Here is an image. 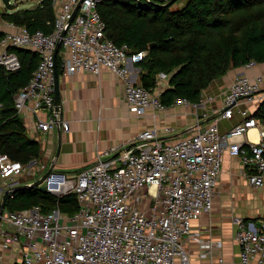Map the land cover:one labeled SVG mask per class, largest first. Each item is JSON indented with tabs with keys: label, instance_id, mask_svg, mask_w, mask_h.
I'll list each match as a JSON object with an SVG mask.
<instances>
[{
	"label": "built area",
	"instance_id": "1",
	"mask_svg": "<svg viewBox=\"0 0 264 264\" xmlns=\"http://www.w3.org/2000/svg\"><path fill=\"white\" fill-rule=\"evenodd\" d=\"M102 1L106 0H52L55 20L51 33H31L11 24L15 31L0 36V67L5 71L20 68L11 48L39 56L29 82L14 96V108L18 116L29 114L31 126L41 133L57 125L68 130L67 122L60 121L54 111L57 55L63 76H97L101 70H109L123 83L124 99L136 116L166 108L160 100L163 87L159 83L165 75L159 74V87L150 89L133 81L128 64H140L146 52H131L128 46H117L106 38L105 24L97 11ZM134 1L165 5L171 0ZM257 65L251 61L242 68L250 70ZM212 99L202 93L199 103ZM255 100H264L263 77L240 74L224 93L221 108L210 112L208 123L202 125L196 115L188 136L163 143L157 130L150 128L124 150L113 149L115 158H108L111 154L107 152L97 154L94 164L74 175L52 170L41 184L45 192L56 198L74 194L78 211L72 216L63 215L58 208L42 213L37 206L4 211L0 226L9 230L0 228V252L16 249L17 256L5 261L0 254V264H190L183 239L191 234L201 213L212 209L224 152L240 160L251 187L264 186V126L260 127L247 109L238 110L241 121L228 131L221 133L218 124L230 120L241 102ZM199 103L184 98L173 102L194 108ZM255 128L258 142L247 138ZM164 131L170 132V128ZM46 168L41 160L22 164L0 155L4 186L8 180L25 176L40 178ZM233 222L240 263L264 264V218L246 221L235 217ZM212 246L220 247L221 241L209 242L207 253Z\"/></svg>",
	"mask_w": 264,
	"mask_h": 264
},
{
	"label": "trees",
	"instance_id": "2",
	"mask_svg": "<svg viewBox=\"0 0 264 264\" xmlns=\"http://www.w3.org/2000/svg\"><path fill=\"white\" fill-rule=\"evenodd\" d=\"M8 6L11 0H1ZM156 1L106 0L97 6L105 24V36L131 52L145 51L140 63V84L150 89L155 76H168V87L160 100L169 107L177 98L198 103L200 95L214 80L229 70L254 61L264 63V0H184L172 9ZM9 9V8H7ZM0 19L28 31L53 30L52 0H41L34 10L8 13ZM1 36V33H0ZM20 63L15 72L0 67V155L27 164L40 160V145L29 138L23 121L16 115L14 96L30 80L38 56L29 50L11 48ZM60 73V58L56 57ZM252 116L264 126V100ZM34 206L42 213L58 208L63 215L78 211L74 194L56 198L39 187L17 190L8 197L6 212Z\"/></svg>",
	"mask_w": 264,
	"mask_h": 264
},
{
	"label": "crops",
	"instance_id": "3",
	"mask_svg": "<svg viewBox=\"0 0 264 264\" xmlns=\"http://www.w3.org/2000/svg\"><path fill=\"white\" fill-rule=\"evenodd\" d=\"M21 1L23 3L18 7L8 9L7 12L34 10L41 0ZM176 7L173 6L172 9ZM11 24L13 23L0 19L1 35L15 31ZM128 68L133 81L140 83L143 72L141 65L129 63ZM240 74H245L249 78L263 77L264 89V63L250 70L240 67L229 70L203 90L201 92L203 96H211L213 99L204 105H201L199 100L198 108L190 104L181 106L172 104L162 112L148 110L144 116H136L124 99L123 83L109 70L103 69L97 76L89 73L63 76L58 73L61 100L58 117L60 121L67 122L68 130L64 131L57 125L49 132L41 133L31 126L32 118L29 114L22 113L18 117L23 121L29 138L39 143L40 160L46 165V170L52 167V170L74 175L94 164L97 154L107 152L111 154L108 158H115L112 150L116 149L119 152L124 150L143 130L156 129L159 140L163 143H173L188 136L196 115L199 116L202 125L208 123L210 112L221 108L224 93L234 78ZM157 79L159 82V74L155 76L153 88L159 87ZM168 79V76H164L159 82L163 90L168 87ZM260 103V100L241 102L230 120L219 121L220 132L228 131L241 121L238 110L247 109L253 114ZM165 128H170V132H165ZM247 138L258 142L257 129H251ZM245 171L238 158L224 152L221 172L214 188L212 209L201 213L199 219L192 224L191 234L183 239L190 264H241L240 248L234 241L233 220L235 217H241L246 221L264 218V186L259 189L251 187L245 177ZM37 179L23 177L8 180L4 184L21 187ZM6 186L0 181V188H4L3 191L7 190ZM3 228L9 230L6 226ZM212 241H221V246H212L211 252L207 253L206 245ZM16 252V249L2 251L1 257L8 261L17 256ZM219 259H222L221 263Z\"/></svg>",
	"mask_w": 264,
	"mask_h": 264
},
{
	"label": "water",
	"instance_id": "4",
	"mask_svg": "<svg viewBox=\"0 0 264 264\" xmlns=\"http://www.w3.org/2000/svg\"><path fill=\"white\" fill-rule=\"evenodd\" d=\"M175 1L176 0H171L169 3L165 4V6L168 7L172 3H174ZM76 9H75V11H76ZM2 12L3 11L0 8V14ZM74 14H75V12H74ZM62 35H63V33H62ZM58 49H59V45H57V47L55 49V54L58 52ZM60 109H61V100H60V95H59L58 72H57V68L55 66V68H54V111H55L57 116L60 115ZM56 155H58V151H57ZM51 171H52V167H50L40 178H38L36 181H34L31 184L21 186V187H13L9 190L4 191V193L1 197V200H0V219H1V216L3 215L4 210H5L6 201L11 194L15 193L19 189L29 188V187H39L41 190L45 191V188L41 184H42L43 180L48 176V174Z\"/></svg>",
	"mask_w": 264,
	"mask_h": 264
},
{
	"label": "rangeland",
	"instance_id": "5",
	"mask_svg": "<svg viewBox=\"0 0 264 264\" xmlns=\"http://www.w3.org/2000/svg\"><path fill=\"white\" fill-rule=\"evenodd\" d=\"M29 1V0H28ZM182 2V1H184V0H179L178 2H176L173 6L174 7H176V5L177 4H179V2ZM21 3H23L21 0H11L10 1V3H9V5L8 6H5L2 2H1V0H0V8H3V9H7V8H9V9H13V7H18V5L19 4H21ZM29 6L31 5V4H28ZM8 10V9H7ZM263 125L260 123V127H262ZM25 177H28V179H31L32 177H29V176H25ZM23 178V177H22ZM3 193H4V191H2L1 192V194H0V200H1V197H2V195H3ZM0 228L1 229H4L3 227H2V225L0 226ZM0 254L2 255V253L0 252Z\"/></svg>",
	"mask_w": 264,
	"mask_h": 264
}]
</instances>
